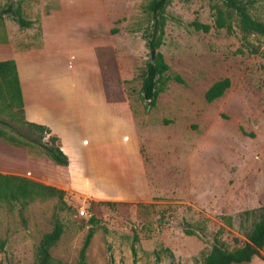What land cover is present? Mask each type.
<instances>
[{
    "label": "rangeland",
    "instance_id": "obj_1",
    "mask_svg": "<svg viewBox=\"0 0 264 264\" xmlns=\"http://www.w3.org/2000/svg\"><path fill=\"white\" fill-rule=\"evenodd\" d=\"M148 1L0 0V9L18 5L32 22L19 28L7 16L0 20V43L13 51L49 50L63 60L82 46L95 57L131 113L146 179L138 196L125 200L73 191L66 168L38 145L46 136L28 131L17 112L1 114L0 129L17 144L0 140V173L63 191L64 206L56 198L1 204L0 264H36L37 244L56 219L63 230L49 250L52 264L76 262L90 218L85 264H201L214 242L227 251L246 242L264 206V36L213 29L212 1L170 0L158 49L170 79L148 107L138 76L149 59L141 38ZM249 13L264 23V0H252ZM193 21L209 31L194 30ZM224 78L222 96L206 102L205 91ZM76 81L59 77L54 85L72 100ZM81 207L87 216L78 214ZM247 264H264L263 254Z\"/></svg>",
    "mask_w": 264,
    "mask_h": 264
},
{
    "label": "crops",
    "instance_id": "obj_2",
    "mask_svg": "<svg viewBox=\"0 0 264 264\" xmlns=\"http://www.w3.org/2000/svg\"><path fill=\"white\" fill-rule=\"evenodd\" d=\"M78 50L60 60L49 50L13 51L0 43V61L15 64L24 121L57 138L68 161V187L92 199L134 198L146 179L131 113L124 102L105 99L95 57ZM68 76L79 77L72 100L54 85Z\"/></svg>",
    "mask_w": 264,
    "mask_h": 264
},
{
    "label": "trees",
    "instance_id": "obj_3",
    "mask_svg": "<svg viewBox=\"0 0 264 264\" xmlns=\"http://www.w3.org/2000/svg\"><path fill=\"white\" fill-rule=\"evenodd\" d=\"M170 0H149L144 6V12L148 18L146 27L143 28L141 38L148 51L149 59L145 63L138 76L140 79L139 93L142 101L146 102L148 107H153L157 95L164 89L165 83L170 79L166 75L168 66L165 64L159 47L162 43L164 34L165 15L164 9ZM212 1L211 10L213 11L212 28L215 30L225 29L227 33H232V26L246 36L249 34H258L264 36V23L251 17L249 7L252 0H209ZM3 16L9 17L19 28H29L31 21L22 17L20 7H13L10 4L0 9V20ZM194 30H201L207 33L209 25L201 24L196 21L190 23ZM1 43H6L4 40ZM153 57L150 59V53ZM103 67L99 65L102 85L104 88L105 99L109 102L120 101L116 98V89L111 86L108 77H105L102 71ZM171 79L179 82L177 76ZM107 81V83H106ZM229 86L228 79L224 78L214 82L204 93L206 102H211L222 96L223 92ZM17 112L21 117V123L25 125L28 131L38 135L40 139L46 136L45 141H38V145L45 151L48 157L57 165L66 166L68 164L66 156L60 151L57 138L50 135L47 128L42 125L28 123L23 119L22 98L20 94L19 82L15 64L12 60L0 61V115L4 114L14 118ZM1 124V121H0ZM20 135H22L20 133ZM0 140L16 145L13 137L8 136L0 129ZM33 143L36 140L31 139ZM63 191L42 183L27 179L25 177L1 174L0 173V205L11 206L17 204L24 207L35 200H45L56 198L63 205ZM112 206L115 203H104ZM64 206V205H63ZM95 220L88 219L89 227L79 249L77 260L74 264H85V251L93 234V225ZM62 224L55 220L51 230L43 234L36 247V264H52L49 254L52 248L62 234ZM246 242L239 248L227 251L222 246L214 242L209 253L203 259L201 264H247L260 253L264 256V206L260 209V214L251 228L245 235ZM3 243L0 242V249ZM154 264H158L155 262ZM169 264H174L170 262Z\"/></svg>",
    "mask_w": 264,
    "mask_h": 264
},
{
    "label": "built area",
    "instance_id": "obj_4",
    "mask_svg": "<svg viewBox=\"0 0 264 264\" xmlns=\"http://www.w3.org/2000/svg\"><path fill=\"white\" fill-rule=\"evenodd\" d=\"M78 214L80 215V216H87V214H86V212L83 210V208L81 207L78 211Z\"/></svg>",
    "mask_w": 264,
    "mask_h": 264
},
{
    "label": "water",
    "instance_id": "obj_5",
    "mask_svg": "<svg viewBox=\"0 0 264 264\" xmlns=\"http://www.w3.org/2000/svg\"><path fill=\"white\" fill-rule=\"evenodd\" d=\"M152 57H153V52L150 53V59H152Z\"/></svg>",
    "mask_w": 264,
    "mask_h": 264
}]
</instances>
